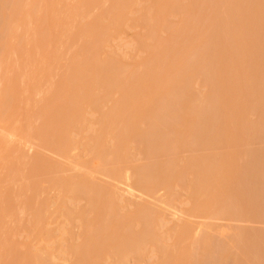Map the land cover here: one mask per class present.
Returning <instances> with one entry per match:
<instances>
[{
	"label": "rangeland",
	"instance_id": "1",
	"mask_svg": "<svg viewBox=\"0 0 264 264\" xmlns=\"http://www.w3.org/2000/svg\"><path fill=\"white\" fill-rule=\"evenodd\" d=\"M255 10L264 19V0H0V264H76L88 230L102 243L92 264H163L166 249L177 264H264V21L250 20ZM228 23L238 30L226 36ZM244 50L242 81L210 74V59ZM101 65L109 81L96 75ZM143 86L146 98L162 86L173 93L157 122L177 121L178 95L190 94L208 125L161 149L147 136L153 124L132 128L123 115L122 102L133 103L125 96ZM230 93L250 105L233 106L244 113L232 118ZM54 121L67 123L63 136L43 131ZM160 150L178 181L144 191L149 183H137ZM197 164L226 168L222 182L199 189ZM111 233L136 240L129 250Z\"/></svg>",
	"mask_w": 264,
	"mask_h": 264
},
{
	"label": "bare ground",
	"instance_id": "2",
	"mask_svg": "<svg viewBox=\"0 0 264 264\" xmlns=\"http://www.w3.org/2000/svg\"><path fill=\"white\" fill-rule=\"evenodd\" d=\"M157 7H159V6H157ZM237 9V8H236ZM240 9V7L237 9V10H239ZM239 12V11H238ZM256 12H257V14H256ZM234 13V12H233ZM240 13V12H239ZM239 13H237L236 12V14H239ZM254 14H256V15H253L254 17H253V19H251L252 18V16H250L249 14H248V16H247V18L248 19H244V21H242V20H238V18H236L235 19V17H236V15H235V17H234V19L233 20H229L230 22H231V24L232 25H235L236 23H238V24H240V22L242 21V22H244L243 24L245 25V23H247L248 21H255V20H257L256 18H258V21L259 20H261L260 18H262V17H257L258 16V11L257 10H255V13ZM233 15V16H234ZM249 16H250V20H249ZM255 16H256V18H255ZM234 20L236 21V22H234ZM237 20H238V22H237ZM248 20V21H247ZM234 23H233V22ZM262 21H264V19L262 18ZM253 23H255V22H253ZM259 23H261L260 21H259ZM263 23V22H262ZM231 24H229L228 23V25H229V27H227L226 25H225V30L226 29H229V31L230 30H232V29H234L235 30V32L238 30H236L235 29V27L234 26H231ZM237 25V24H236ZM240 25H242V23L240 24ZM240 25H238V26H240ZM238 26H236V27H238ZM231 27H232V29H231ZM252 28L253 27H251V28H249V29H251L252 30ZM248 29V28H247ZM254 29V28H253ZM223 29H221V31H222ZM233 30V31H234ZM240 30V29H239ZM242 30V29H241ZM245 32H246V29H243ZM250 30V31H251ZM255 30V29H254ZM229 31H227L226 30V33H225V35L226 36H228L229 35V33H232V32H229ZM248 31V30H247ZM256 33L255 31H251L250 32V36H252V38L253 37H255L254 36V33ZM217 33H219V32H217ZM242 33V32H241ZM241 33H239L240 35V37L241 36H244L245 34H241ZM236 34V33H235ZM200 35V34H199ZM203 36V35H202ZM236 36V35H235ZM248 36V35H247ZM228 39L227 40H229V37H227ZM235 39H240L241 40V38H235ZM222 40V39H221ZM238 40H236V42H238ZM224 40H222V42H223ZM192 49L193 48H191V49H187V53H185V54H190V53H188L189 51H191V53H194L193 51L195 50V49H193V51H192ZM244 52V53H243ZM243 52H238L240 55H237V54H234L233 52L231 53V52H229V54L228 53H226V55H222V56H220L221 54H219V58H217V59H215L216 60V63H215V68L214 67H212V65H214V63L213 62H215V60L214 59H210L209 60V58H208V60H209V62H208V67L210 68V74H212V70H214V69H217L216 70V73H217V75L221 78V83H222V85H223V83H224V80H227V81H229V82H227V81H225V82H227L228 83V85L230 84V82L231 83H233V85H235V83L236 82H234L233 80H237V76H239L240 74H241V70L242 69H240V71H238V72H240V74H238L237 73V70H239V69H237V61L240 59V56H242L243 58H244V56L246 55V53H248L249 51H247V50H244ZM219 53V52H218ZM217 53V54H218ZM222 53V52H221ZM184 54V55H185ZM200 54V53H199ZM224 56V57H223ZM187 57H188V59H189V55H187ZM184 59H185V57H183ZM215 58V57H214ZM182 59V58H181ZM184 59H182V62H183V60ZM187 59V60H188ZM174 61H177L176 60V58L174 57V59H173ZM174 61H173V63H174ZM213 63H211V62ZM178 62H180L181 64H182V62L181 61H178ZM178 62H176V64L178 63ZM186 62V61H185ZM207 62V61H206ZM209 63H211V65L209 64ZM176 64H174L176 67L179 65V63H178V65H176ZM180 64V65H181ZM179 65V66H180ZM180 68V67H179ZM84 71V70H83ZM218 71V72H217ZM178 72V71H177ZM238 74L237 76H235V74ZM96 75L98 76V78H101L103 81H106V80H110V78L112 77V76H114L115 74H114V72H113V70L109 67V66H106V65H101V67H99L97 70H96ZM174 75L175 74H173L172 75V77H174ZM213 76V75H212ZM172 77L170 78L171 80H172ZM240 77H242V75L240 76ZM247 77V76H246ZM240 79V78H239ZM179 81V80H178ZM240 81H242V80H240ZM240 81H238L237 80V83L238 82H240ZM173 81H168L167 83H165V86H167V87H169V89H174L175 91L177 90V86H175L176 85V82L174 83H172ZM226 84V83H225ZM227 85V86H228ZM232 85V84H231ZM164 86V85H163ZM162 86V87H163ZM225 86V85H224ZM258 86H260V85H257V87ZM88 87V86H87ZM150 86H143V87H140L138 90H136L134 93L132 92V93H130L129 95H127V96H125L128 100H130L131 102H133L132 104H130V103H128L127 101H124V102H122V107H124L125 108V110L123 111V115L125 116V117H127V118H129V119H131L130 120V124H131V126H132V128H135V123H136V121H139V120H147V121H149L150 122V124H153V126H154V128L155 129H153V130H151V131H149L148 133H147V136H151V137H153L154 138V134H155V138L154 139H156L157 141H158V143L160 144L158 147H160L161 149H165L166 147H167V145H170V144H172V145H174L175 143L176 144H178L179 145V143L181 144V145H185V143H182V142H184V141H182L183 140V135H185V134H191V133H194L195 131L197 132L198 130H202L203 131V127H202V125H201V127H202V129H198L197 130V128H198V126H200V124H203V122H204V120L203 119H205L206 120V116L203 114V110L201 111V110H199L200 109V106L199 107H197V108H199V109H197V108H194L193 107V105H192V103H191V101H192V99H193V97H192V95H190V94H187L188 95V97H190V98H188V99H184V97L182 96H180V95H178L177 97H178V100H180L179 101V103H178V107H179V105L180 106H182L180 109H179V111L181 110V109H183V111L181 110V114L180 113H178V114H176L177 116H175V119H177L178 117V119H177V121L175 122L174 121V123L172 122L173 121V115L172 116H170V121H171V123L169 124V122L167 121L166 123H165V126L163 125V124H161V122H157V120L155 119L156 118V116H158L159 115V111L160 110H163L164 109V105H163V102L165 101V100H168L171 96H173V93H171L170 92V90L168 89H166V91L165 90H163V91H161L160 92V90H161V88L160 89H158L157 91H152L151 93H149V95L147 96V98L145 97V95L147 94V92L150 90V88H149ZM227 88H229V87H227ZM233 89H234V86L232 87ZM237 87H235V89H236ZM234 89V90H235ZM230 90L232 91V89L230 88ZM263 89H261V91L259 90H256L257 91V93L256 94H258V92L260 93H262V95H261V93L259 94V98H261L262 96H263V91H262ZM236 91H237V89H236ZM256 91H254V93L256 92ZM154 92V93H153ZM153 93V94H152ZM188 93H190L189 91H188ZM235 93V92H234ZM7 94V93H6ZM152 94V95H151ZM232 93H230L229 95V97L230 98H228V99H231V102H233V104H231L232 105V107L231 108H227L228 110H233L232 108H234L235 107V109H237L238 110V108L237 107H239L240 106V103L241 104H243V102L239 99V101H241L240 103L238 102V100L235 98V97H233V96H238V95H235V94H239V93H235V94H232ZM62 95V94H61ZM94 95V94H93ZM261 95V96H260ZM231 96L233 97V99L231 98ZM144 97V98H143ZM176 97V95L174 96V98L176 99L177 98ZM192 98V99H191ZM184 99V100H183ZM263 98H261L260 100H262ZM183 100V101H182ZM87 101V100H86ZM229 102H230V100H229ZM230 102V103H231ZM48 103H50V102H46V104H47V106H48V108L49 107H51L50 105L52 104V103H50L49 105H48ZM230 103H228V104H230ZM46 104H45V106H46ZM245 104V103H244ZM230 105V106H231ZM45 106H44V109H45ZM54 106H55V104H54ZM57 106V105H56ZM234 106V107H233ZM243 108H244V106H250V105H248V103H246L245 105H241ZM240 106V107H241ZM121 107V106H120ZM247 108H250V107H247ZM251 108H252V106H251ZM51 109H52V107H51ZM196 111H195V110ZM241 109V112L240 113H237L238 111H236V110H233V111H228V113L227 114H229V112H230V117L232 118V114H235V112L237 113V114H242V112L244 113V111L243 110H245V108L242 110V108H239V110ZM46 110V109H45ZM198 110V111H197ZM202 112L201 114L203 115H201V114H199L200 112ZM205 111V113H206V110H204ZM199 112V113H198ZM232 113V114H231ZM74 115H76L77 117H79V114H78V111H75V114ZM209 115V114H208ZM207 115V116H208ZM200 116V118H198ZM201 116H202V119H201ZM238 116V115H237ZM58 117V116H57ZM205 117V118H204ZM213 117H215V116H213ZM227 117H228V115L226 116V119H227ZM235 118H236V116H234ZM233 117V119H229L228 118V121H227V124H226V122L224 123V124H226V126H228V125H230V124H232L231 122H230V120H232V122H236V121H233L235 118ZM239 117V116H238ZM69 118V117H68ZM211 118V117H210ZM209 118V121H208V123L210 122L211 123V119ZM218 118V116L216 117V120H218L217 119ZM200 119V120H199ZM208 119V118H207ZM214 119V118H213ZM240 119V118H239ZM238 119V120H239ZM211 120V121H210ZM242 120V118L240 119V121ZM202 121V122H201ZM198 122H200V124H197ZM242 122V121H241ZM213 123V122H212ZM237 123V122H236ZM160 124V125H159ZM166 124H168V126L166 125ZM197 124V125H196ZM206 124V121L204 122V124L203 125H205ZM214 124V123H213ZM213 124H211L210 126L212 127V125ZM162 125V126H161ZM197 127H196V126ZM206 125H208V124H206ZM210 126H208V127H210ZM216 126H218V125H214V127H215V129L216 128H218V127H216ZM231 126V125H230ZM46 127H48L49 129H52L53 128V130H54V132L53 133H55L58 137H61V136H63V134H64V132L68 129V125H67V123H65L64 121H60V122H56V121H54V122H47L45 125H44V128H43V131H45V129H46ZM207 127V128H208ZM214 127H212V129L214 128ZM222 127H225V125H221L220 126V128H222ZM238 127V125H233L232 127H231V129L230 130H232V129H234V128H237ZM195 129V130H194ZM205 130H206V128H204ZM225 130H227V128L225 127L224 128ZM192 130H194V132H192ZM208 130H211V128H208ZM230 130H228L229 132H230ZM207 131V130H206ZM150 133L152 134V135H150ZM174 136V137H173ZM99 137V136H98ZM150 137V138H151ZM181 138V139H180ZM180 139V141L178 142V140ZM45 140V139H44ZM175 143H174V142ZM44 142H46V140L44 141ZM188 142H191V141H188ZM174 143V144H173ZM153 153H154V151H152ZM151 152V153H152ZM153 153H152V155H153ZM159 157H162L161 159H159ZM155 158H156V160H157V163H155L154 164V166L152 167L153 169H151L150 167L149 168H146V169H148V171L147 170H145V168H144V171L145 172H147L146 174L144 173L143 175H145V177H147V178H144V177H142L141 178V180H139V181H142L143 183H142V186L139 184V183H137L139 186V188H142V187H144V185L145 184H150V189L148 188L149 187V184L148 185H145V186H147L146 188L147 189H145L144 191H150L151 190V188H156V187H162V188H165V189H168V188H171V186H172V184L174 183V182H176V181H178V177H179V175H178V173H177V171L176 170H174V166H171V165H173V163L172 162H170V161H168V160H166V159H164L165 158V151H156L155 152ZM193 161H194V159H192ZM196 160V159H195ZM197 161V160H196ZM192 162V161H191ZM194 163H196L195 161L192 163L193 165H195ZM199 164V163H198ZM196 165V167L197 168H199L200 166L202 167H205L206 166V164H203V165ZM223 164V163H222ZM221 164V167L222 166H224V165H226V164H223L222 165ZM205 165V166H204ZM208 165H209V163H208ZM208 165L206 166L207 168H208V170H209V167H208ZM220 165V164H219ZM193 167V166H192ZM195 166H194V168L196 169V171L198 170L197 168H196ZM201 167L199 168L200 170H198V172L196 173V171H195V173L198 175L197 177H196V179L197 180H195V183L197 182V184H199V189H203V187H210V186H212V185H208V184H210L211 182L210 181H212V182H216L215 184H217L218 182L217 181H219V180H221V182H222V180H223V175H221L222 173L221 172H223L224 173V171L225 170H223L222 171V169H226V168H221L220 167V169L219 168H215V169H218V172H214L213 170L211 171V170H205V168H204V170H202L201 169ZM226 167V166H225ZM214 169V170H215ZM143 169H138V170H136L137 172L138 171H142ZM194 170V169H193ZM221 170V171H220ZM143 171V172H144ZM208 173H207V172ZM216 171V170H215ZM142 172V173H143ZM213 172V173H212ZM139 173V172H138ZM211 174H215V176H212ZM118 175V174H117ZM219 175H221V176H219ZM112 176V175H111ZM196 176V175H195ZM216 176L217 177H219L220 179L218 180V178H216ZM213 177H215V178H213ZM221 177H222V179H221ZM140 178V177H139ZM215 179H217L216 181H215ZM144 180H146V181H144ZM227 180V179H226ZM225 179H224V181H226ZM147 182V183H146ZM208 182H210V183H208ZM219 183H220V181H219ZM219 183L217 184V185H219ZM80 186H82L83 184H85V181L84 180H82L80 183H78ZM196 184V185H197ZM212 184H214V183H212ZM195 184H194V186L195 187H197ZM208 185V186H207ZM141 186V187H140ZM81 188V187H80ZM197 188V189H198ZM152 189V190H153ZM196 189V188H195ZM199 189H198V191H199ZM210 189V188H209ZM211 189H212V187H211ZM99 190V189H98ZM143 190V189H142ZM151 190V191H152ZM214 190V189H213ZM208 191V190H207ZM20 193V192H19ZM116 223H114L113 224V226L114 227H116ZM90 234H92V231L91 230H88L87 231V233L84 235V240H85V243L82 245V246H80V247H78V248H76V249H74L75 250V254H76V257H77V261H76V264H92L93 263V261H95V257L98 255V251H99V249L101 248V245H102V243H97V239H95L94 237H91L90 236ZM102 236V235H101ZM115 236V237H114ZM113 236V234L111 233L110 234V236H109V238L111 239V240H113V242H115L116 243V245H121V246H123V247H125L126 249H131V246H133V244H134V241L136 240V238L134 239L133 238V241L131 240V237H128V236H122V235H114ZM147 239V238H146ZM135 243H137V242H135ZM130 245V246H129ZM122 248V247H121ZM121 248H120V250H121ZM125 250V249H124ZM174 255V253H172V251H170V250H165L164 251V257L167 259V261H166V264H177V262H178V259L177 258H173L172 256ZM165 259V260H166ZM165 260H164V262H165ZM164 262H163V264H164Z\"/></svg>",
	"mask_w": 264,
	"mask_h": 264
}]
</instances>
